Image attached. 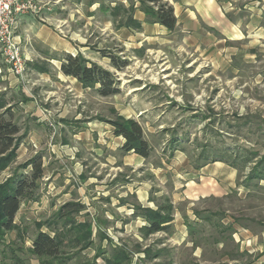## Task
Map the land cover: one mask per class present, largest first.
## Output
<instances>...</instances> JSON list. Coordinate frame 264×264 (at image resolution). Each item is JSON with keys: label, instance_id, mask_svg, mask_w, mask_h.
<instances>
[{"label": "rangeland", "instance_id": "1", "mask_svg": "<svg viewBox=\"0 0 264 264\" xmlns=\"http://www.w3.org/2000/svg\"><path fill=\"white\" fill-rule=\"evenodd\" d=\"M220 2L225 14L239 24L240 38L222 37L205 25L195 28L185 12L188 5L182 0H158L156 4L148 0H74L68 10L57 12L67 18L59 23V33L72 42L73 54L80 52L114 72L120 92L101 96L95 88H85L82 94L76 93L75 86L64 88L61 99L73 109L68 115L69 123L55 121L51 94L43 96L38 83H33L36 73L30 66L22 88L39 102V112L19 105L16 99L25 92L14 94L12 109L20 134H25L22 140L26 143L31 135L42 136L38 153L49 169H73L78 162L85 169V177H78L74 170L73 182L88 181L89 177L101 178V183L108 185L116 181L145 182L155 205L150 208L172 204L173 220L176 217L186 232L178 249L163 233L139 240L134 229H126V220L104 219L101 223L111 238L131 247L139 242L143 248L151 245L154 250L164 249L155 260L161 264L247 263L257 253L241 251L237 228L245 225L254 232L264 227L262 180L243 184L249 166L244 170L232 166V181L220 175L217 180L221 189L215 194L197 197V191L190 187L201 182L205 165L216 162L210 161L213 151L247 148L264 153V0ZM161 3L171 5L174 13L182 9L177 12L178 18L175 15L177 24L173 30L163 28L146 12ZM196 21H200L199 17ZM104 55H115L127 60L128 65L117 69ZM50 68L51 76L57 79V66L51 63ZM78 113L80 119L74 118ZM118 115L142 125L152 147L151 155L142 163L141 158L135 160V152L122 149L123 138L115 137L118 135H113L111 124L101 119H115ZM84 127L85 136L72 141L76 157L63 154L55 160L47 148L49 144L69 142L68 132ZM96 151L101 152L100 156ZM33 155L19 151L16 160L0 173V181ZM45 182L42 179L39 206L41 197L48 196ZM109 191L116 194L115 189ZM40 211L43 210L30 208L27 200L22 203L17 216L22 226L17 224L24 239L17 230L6 232L0 242V260L11 257L13 250L29 264H40L26 251L37 232L36 223L54 212ZM196 211L209 214L210 220L198 218ZM78 216L82 219L81 214ZM95 240L98 245L108 246L98 236ZM95 252V247H90L81 258L92 259ZM101 260L98 257L96 264H102Z\"/></svg>", "mask_w": 264, "mask_h": 264}, {"label": "trees", "instance_id": "2", "mask_svg": "<svg viewBox=\"0 0 264 264\" xmlns=\"http://www.w3.org/2000/svg\"><path fill=\"white\" fill-rule=\"evenodd\" d=\"M156 4L158 0H148ZM147 14L154 17L169 30L177 24L174 9L168 3H161L157 9L147 10ZM139 26L137 21H134ZM52 58L61 61V70L64 74L76 78L83 87L95 88L99 95L110 96L120 92L119 80L114 72L92 61L82 53L53 54ZM111 58L112 64L117 69L128 65L127 60L118 59L115 55H104ZM31 66L39 72H49L50 66L46 61L34 62ZM114 127L115 135L122 136L124 143L122 149L126 152L148 158L152 147L145 138L142 125L135 119L118 115L115 119L101 118ZM21 128L14 119L12 105L0 94V173L8 168L18 156V147L25 134H20ZM210 161H223L229 165L244 170L250 167L245 176L244 185H249L254 179L264 180V153L257 149H218L213 151ZM209 161V162H210ZM45 174L43 155L40 153L16 165L11 174L0 181V242L6 232L17 230L23 238L21 229L16 223V215L25 200H38L41 181ZM86 205L80 201H67L49 215L36 223L37 232L32 239V245L26 251L37 258L40 264H96L98 257H103L106 264H161L155 261L162 256V250H154L148 245L143 248L139 242L131 247L128 243H115L101 227L104 219L90 218L85 212V218L79 216ZM172 204L159 206L158 209L135 205V215L146 218L148 224L140 228L143 238L171 228L173 215ZM197 217L210 220L209 214L196 211ZM192 229V225H189ZM100 242L107 241L108 246L97 244L95 237ZM95 247L92 259H82V252L90 247ZM143 252V256L138 255ZM12 256L0 260V264H29L24 258L12 250ZM10 259V261L8 260ZM166 264H171L166 263ZM189 264H201L190 262ZM210 264H230L218 262Z\"/></svg>", "mask_w": 264, "mask_h": 264}, {"label": "crops", "instance_id": "3", "mask_svg": "<svg viewBox=\"0 0 264 264\" xmlns=\"http://www.w3.org/2000/svg\"><path fill=\"white\" fill-rule=\"evenodd\" d=\"M39 1L44 5L43 10L39 14L22 15L16 26V36L27 59V66H30L36 73V80H33V83H38L41 92H43V96L51 94L53 102L52 110L55 112L53 113L55 115L53 118L55 121L57 120L58 123H69L70 119H68V115L73 109L70 108L71 106H69L65 100L61 99L64 88L72 89L75 86L76 93L82 94L85 87H83L76 78L64 74L61 70V61L52 58L51 55H61L62 53L73 54L72 42L65 38L64 35H61L58 30L59 23L65 22L67 18L58 16L57 12L60 9L68 10L67 7L72 5L74 0ZM182 2L188 5L185 12L187 16H190V19L192 20L191 22L195 25V28H200L205 25L214 28L225 38L233 40L241 37L242 30L239 24L233 22V20L225 14V9L222 7L220 0H182ZM179 11L176 9L175 15L177 18V12ZM198 17L200 21H196ZM180 22L181 19L178 20V23ZM163 28L167 29L165 26H163ZM43 61L49 63V66L51 63L57 66V79L51 76V68L49 72H39L31 66L34 62L41 63ZM96 63L99 64V62ZM24 77H17L10 71L0 48V94L5 98L7 106L14 105V94L17 95L18 92H25L22 93L23 95L21 99H16L19 101V105L24 108H34L35 111L39 112V102L29 97L26 90L22 88ZM79 115L80 114L78 113L73 116L76 119H80ZM41 120L42 119L40 118L39 121ZM66 131L68 132L67 128ZM112 132L115 136L113 126ZM68 134L69 142L60 140V142L56 141L50 143L47 147L55 160L60 159L63 154L72 159L76 157L75 151L77 149L76 147L71 148L74 144L72 141L74 138L79 139L80 136H85V127L78 132L72 133L69 131ZM41 138L42 136L31 135L29 142L27 141L25 143L22 140L18 147V152L22 151L25 155L37 154L42 147ZM121 138L123 137L121 136ZM122 140L124 143V138ZM123 143L121 144V147ZM96 154L100 156L101 152L96 151ZM134 154L136 158L135 160L141 158V163L145 160L144 157L136 153ZM73 162L74 161H72V164L74 165ZM77 165V168L74 165L72 166L73 169L66 168L65 170H59L56 168L49 169L44 163L45 174L43 179L47 180L44 184L48 186V196L43 195V197H41V206L37 205L40 203L39 200H27L30 208L37 207L39 210H43L40 212H42L41 214H44L47 211H55L67 201H80L86 205V209L81 213L82 219L85 218V212H87L90 218L98 217L99 219L105 220L116 219V221L126 220V229H134L137 233L135 234L136 237L139 240H142L140 228L148 224V222L143 216L135 215L134 204L140 203L144 207H155L153 201L150 200L148 196V185L145 182L138 181L126 183L116 181L108 185L101 183L103 182V179L100 178L99 180L93 177H89L88 181L80 180L79 182H73L72 179H75L74 170H76L75 174H77L78 177H85L84 167L78 162ZM117 169L121 170L120 166H118ZM203 170L205 171V176H201V182L197 184V186L195 185V187L194 185H190L192 189L197 191V197L219 192L221 189L218 186L219 183L217 180L219 176H226L225 178L229 177L227 179L232 181L235 172V169L232 166L220 161L205 165ZM261 184L264 185V180H262ZM110 189H115L116 194H111L109 191ZM102 196L104 197L102 198ZM197 197L193 196V198ZM95 207H97L98 211L95 210ZM20 211L21 208L19 212ZM18 213L15 219L16 223L18 222ZM177 221L178 219L175 217L172 222V227L168 231H160L149 237L163 233L167 237V240H172V246H175L178 249L185 240L186 232L184 227L181 225V228L180 223ZM18 224L19 226H22L21 220H19ZM237 231H240L241 235L238 239L241 242V251H247L249 254L257 253V256L252 257L251 261L244 264H264V227L261 226V228L252 232L244 225L237 228ZM169 233L172 235H169ZM32 239L30 246L32 245ZM115 241L121 243L119 242L121 241L119 239ZM162 245L166 244L162 242ZM101 258L102 264H106L105 259L103 257ZM173 264L178 263L173 261Z\"/></svg>", "mask_w": 264, "mask_h": 264}, {"label": "built area", "instance_id": "4", "mask_svg": "<svg viewBox=\"0 0 264 264\" xmlns=\"http://www.w3.org/2000/svg\"><path fill=\"white\" fill-rule=\"evenodd\" d=\"M39 0H0V48L10 71L24 77L27 59L16 36L19 18L25 14H39L43 10Z\"/></svg>", "mask_w": 264, "mask_h": 264}]
</instances>
